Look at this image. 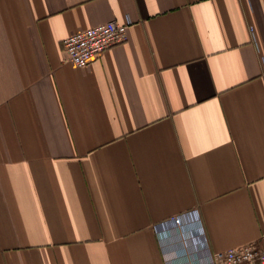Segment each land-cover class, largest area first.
I'll return each instance as SVG.
<instances>
[{"label": "crops", "instance_id": "obj_1", "mask_svg": "<svg viewBox=\"0 0 264 264\" xmlns=\"http://www.w3.org/2000/svg\"><path fill=\"white\" fill-rule=\"evenodd\" d=\"M110 22L126 43L66 60ZM263 238L264 0H0V264H210Z\"/></svg>", "mask_w": 264, "mask_h": 264}, {"label": "built area", "instance_id": "obj_2", "mask_svg": "<svg viewBox=\"0 0 264 264\" xmlns=\"http://www.w3.org/2000/svg\"><path fill=\"white\" fill-rule=\"evenodd\" d=\"M128 41V24L105 23L76 33L62 41L66 60L78 68L86 67L108 49ZM174 228H180L183 217L171 219ZM264 241V238H263ZM210 264H264V248L248 244L225 252L209 255Z\"/></svg>", "mask_w": 264, "mask_h": 264}]
</instances>
